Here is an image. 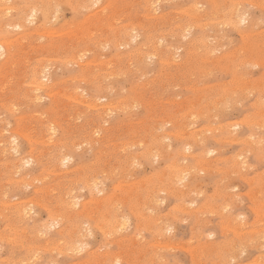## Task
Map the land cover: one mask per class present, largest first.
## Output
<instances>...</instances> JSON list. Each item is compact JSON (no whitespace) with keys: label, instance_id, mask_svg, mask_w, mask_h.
<instances>
[{"label":"rangeland","instance_id":"1","mask_svg":"<svg viewBox=\"0 0 264 264\" xmlns=\"http://www.w3.org/2000/svg\"><path fill=\"white\" fill-rule=\"evenodd\" d=\"M27 1L0 0V264H264V0Z\"/></svg>","mask_w":264,"mask_h":264},{"label":"bare ground","instance_id":"2","mask_svg":"<svg viewBox=\"0 0 264 264\" xmlns=\"http://www.w3.org/2000/svg\"><path fill=\"white\" fill-rule=\"evenodd\" d=\"M1 1H4V0H1ZM26 1H27V0H26ZM29 1H31V0H29ZM33 1L35 2V0H33ZM38 1H39V0H38ZM38 1H37L36 4H35V3H32V4H31V5H32V6H31V7H32V10H31V12L29 11L28 13L31 14V15H36V14H37L36 11L39 9L38 7H40V9H43V10H44L45 15H46V14L48 15V13H49L50 10H51V9H50V8H51V5H50L49 3H42L41 5H39V4H40V3H39L40 1H39V2H38ZM41 1H43V0H41ZM46 1H47V0H46ZM46 1H45V2H46ZM48 1H49V0H48ZM52 1H53V0H51V2H52ZM5 2H6V0H5ZM8 2H9V1H8ZM11 2H13V1H11ZM15 2H17V1H15ZM15 2H14V3H15ZM20 2H21V1H20ZM51 2H50V3H51ZM93 2H94V1H93ZM2 3H3V2H2ZM22 3H23V2H22ZM29 3H30V2H29ZM38 3H39V4H38ZM94 3H95V2H94ZM151 3H152V1H151ZM151 3H150V4H151ZM196 3H197V2H196ZM0 4H1V3H0ZM5 4H6V3H5ZM16 4H17V3H16ZM18 4H21V3L18 2ZM26 4H28V1H27ZM48 4H49V5H48ZM153 4H154V3H153ZM2 5H4V3H3ZM9 5H10V2H9ZM21 5H22V4H21ZM21 5H20V7H21ZM151 5H152V4H151ZM151 5H150V7H151ZM195 5H197V4H195ZM7 6H8V5H7ZM7 6H6V7H7ZM15 6H19V5H15ZM15 6H14V7H15ZM23 6H24V5H23ZM23 6H22V7H23ZM27 6H28V5H27ZM52 6H53V3H52ZM58 6H59V5H58ZM234 6H235V5H234ZM236 6H237V5H236ZM3 7H4V6H3ZM3 7H2V8H3ZM6 7H5V8H6ZM29 7H30V6H28V8H29ZM85 7H86V6H85ZM0 8H1V6H0ZM5 8H3V9L6 10ZM8 8H9V6H8ZM16 8H17V7H16ZM26 8H27V7H26ZM26 8H24V9H26ZM234 8H235V7H234ZM14 9H15V8H14ZM152 9H153V8H152ZM154 9H155V8H154ZM4 10H3V11H4ZM11 10H12V9H11ZM26 10H27V9H26ZM26 10H24V11H26ZM28 10H30V9H28ZM8 11H9V10H8ZM38 11H39V10H38ZM40 11H41V10H40ZM234 11H235V10H234ZM237 11H238V10H237ZM243 11H244V9H243ZM117 12H118V11H117ZM241 12H242V11H241ZM244 12H245V11H244ZM244 12H243V13H244ZM0 13H1V11H0ZM4 13H5V12H4ZM4 13H2V15H3ZM21 13H22V12H21ZM25 13H27V11H26ZM25 13H22L21 15H23V14H25ZM7 14H8V13H7ZM7 14H5V17H6ZM29 14H28V15H29ZM236 14H237V13H236ZM8 15H9V14H8ZM26 16H27V15H26ZM29 16H30V15H29ZM89 16H91V15H89ZM230 16H231V15H230ZM234 16H235V15H234ZM245 16H246V15H245ZM0 17H2V16H0ZM19 17H20V15H19ZM22 17H23L24 19H22V20L20 19V20H19L20 22L23 21V20L25 21V18H26L25 15L22 16ZM239 17H240V16H239ZM243 17H244V16H243ZM3 18H4V16H3L1 19L3 20ZM30 18H31V17H30ZM34 18H35V17L33 16V19H34ZM14 19H15V18H14ZM26 19H27V18H26ZM12 20H13V18H12ZM12 20H10V21H12ZM205 20H206V19H205ZM205 20H204V21H205ZM13 21H14V23H12V24H14V28H15V26H16L17 28H18V27H21L20 22L15 23L16 21H15V20H13ZM17 21H18V20H17ZM4 22H5V21H4ZM7 22L9 23V18H8V21H7ZM245 22H246V20H245ZM8 23H7V24H8ZM22 23H25V22H22ZM235 23H236V22H235ZM1 24H3V23L0 22V25H1ZM12 24L9 23L8 25L10 26V25H12ZM238 24H239V23H238ZM238 24H237V25H238ZM8 25H7V26H8ZM2 26H4V25H1V27H2ZM5 26H6V25H5ZM5 26H4L3 28H7V27H5ZM9 26H8V27H9ZM177 26H178V25H177ZM185 26H186V25H185ZM210 26H211V25H210ZM11 27H13V25H12ZM181 27H183V26H181ZM21 28H22V27H21ZM18 29H19V28H18ZM38 29H39V28H38ZM91 29H92V28H91ZM135 30H136V29H135ZM135 30H134V31H135ZM187 30H188V29H187ZM2 31L7 32V31H8V28H7V31H6V29H5V30H2ZM36 31H37V30H36ZM131 31H132V30H131ZM188 31H189V30H188ZM218 31H219V30H218ZM128 32L131 33L130 31H128ZM132 32H133V31H132ZM137 32H138V31H137ZM137 32H136V34H137ZM129 33H128V34H129ZM186 33H187V32H186ZM189 33H190V32H189ZM52 34H53V33H52ZM125 34H126V32H125ZM132 34H133V33H132ZM134 34H135V32H134ZM187 34H188V33H187ZM117 35H118V34H117ZM117 35H116V36H117ZM126 35H127V34H126ZM185 35H186V34L184 33L183 36H185ZM25 36L27 37V34H26ZM41 36H42V35H41ZM130 36L132 37V36H134V35H131V34H130ZM188 36H189V34H188ZM8 37H9V36H8ZM134 37L137 38V37H138V34H137V36L135 35ZM11 38H12V37H11ZM19 38H20V37H19ZM118 38H120V37H118ZM129 38H130V37H129ZM129 38H128V39H129ZM191 38H192V37H191ZM3 39H4V38H3ZM20 39H21V38H20ZM24 39H25V38H24ZM125 39H127V38H125ZM130 39H132V38H130ZM133 39H134V38H133ZM192 39H193V38H192ZM6 40H7V39L3 40L4 42H2V40H0V41H1V42H0V53H1L2 55H3L4 53H6L7 50L11 47V45H10V47H9V44L12 43V40L10 39L11 42L8 41L9 43L5 42ZM8 40H9V38H8ZM121 40H123V39H121ZM135 40H136V39H135ZM196 40H197V39H196ZM130 41H131V40H130ZM130 41H129V42H130ZM133 41H134V40H133ZM192 41H193V40H192ZM194 41H195V40H194ZM194 41H193V43H194ZM117 42H118V41H117ZM117 42H116V43H117ZM126 42H127V44H128V41L125 40V44H126ZM191 43H192V42H191ZM193 43H192V44H193ZM13 44H14V43H13ZM122 44H123V42H122ZM125 44H124V45H125ZM146 44H147V43H145V45H146ZM194 44H195V43H194ZM194 44H193V45H194ZM251 44H252V43H251ZM117 45L120 46L121 44H120V43H119V44L117 43ZM195 45H196V44H195ZM143 46H144V45H143ZM207 46H208V45H207ZM247 46H248V45H247ZM252 46H253V45H252ZM120 47H121V46H120ZM190 47H191V46H190ZM209 47H210V46H209ZM12 48L14 49V47H12ZM142 48H143V47H142ZM191 48H192V47H191ZM196 48H197V47H196ZM214 48H215V47H214ZM13 49H10V50H13ZM139 49H140V48H139ZM212 49H213V48H212ZM194 50H195V46H194ZM194 50H193V51H194ZM204 50H205V49H204ZM140 51H141V50H140ZM143 51H144V50H143ZM146 51H147V50H146ZM189 51H190V50H189ZM205 51H206V50H205ZM205 51H204V52H205ZM8 52H9V50H8ZM131 52H132V51H131ZM150 52H151V51H150ZM153 52H154V51H153ZM174 52H175V51H174ZM176 52H177V51H176ZM178 52H179V51H178ZM196 52H197V51H196ZM214 52H215V51H214ZM141 53H142V52H141ZM154 53H155V52H154ZM172 53H173V52H172ZM188 53H189V52H188ZM208 53H209V52H208ZM150 54H151V53H150ZM173 54H174V53H173ZM191 54L193 55L192 52H191ZM191 54H190V55H191ZM197 54H198V53H197ZM206 54H207V52H206ZM84 55H85V54H84ZM84 55H83V56H84ZM117 55H118V54H117ZM140 55H141V54H140ZM140 55H139V56H140ZM146 55H149V54H145V56H146ZM153 55H155V54H153ZM211 55H212V54H211ZM251 55H252V54H251ZM9 56H10V55H9ZM139 56H138V57H139ZM145 56H144V52H143V56H141V57L144 58ZM170 56H171V55H170ZM178 56H179V55H178ZM141 57H140V59H142ZM147 57H148V56H147ZM249 57H250V55H249ZM249 57H248V58H249ZM80 58H81V57H80ZM94 58H95V57H94ZM131 58H133V57H131ZM135 58H136V57H135ZM175 58H176V57H175ZM177 58H178V57H177ZM208 58H209V57H208ZM78 60H79V59H78ZM142 60H143V59H142ZM162 60H163V59H162ZM243 61H244V60H243ZM255 61H256V59H255ZM140 62H142V61H140ZM178 62H180V61H177V63H178ZM211 62H212V61H211ZM171 63H172V62H171ZM81 64H82V63H81ZM173 64H175V63H173ZM244 64H245V63H244ZM244 64H243V65H244ZM248 64H249V63H248ZM254 64H255V63H254ZM256 64H257V63H256ZM259 64H260V63H259ZM180 65H181V64H180ZM245 65H246V64H245ZM245 65H244V67H245ZM252 65H253V64H252ZM86 66H87V65H86ZM89 66H90V65H89ZM178 66H179V65H178ZM255 66H256V65H255ZM42 67H43V66H42ZM84 67H85V66H84ZM94 67H95V66H94ZM38 69H39V68H38ZM45 69H46V68H45ZM87 69H88V67H87ZM85 70H86V69H85ZM47 71H49V70H47ZM36 72H37V71H36ZM40 73H41V72H40ZM42 74H43V72H42ZM42 74H41L40 79H41V80H44V79L47 80L48 77H49V76L47 75V73L44 72V74H43V75H42ZM33 75H34V73H33ZM207 76H208V75H207ZM37 80H39V79L37 78ZM50 81H51V80H50ZM257 82H258V81H257ZM33 83H34V82H33ZM35 83H36V82H35ZM35 83H34V84H35ZM37 83H38V81H37ZM30 84H32V83H30ZM39 84H42L41 81H40ZM39 84H37L38 87H39ZM257 84H258V83H257ZM35 85H36V84H35ZM37 85H36V86H37ZM48 85H49V84H48ZM109 85H110V84H109ZM36 86H35V87H36ZM40 87H41V89H42V86H41V85H40ZM40 87H39L38 89H40ZM46 87H47V86H46ZM77 88H78V87H77ZM33 89H34V87H33ZM74 90H75V89H74ZM78 90H79V88H78ZM84 92H85V91H83V93H84ZM69 93H70V92H69ZM83 93H82V94H83ZM70 94H71V93H70ZM35 95H36V94H35ZM202 95H203V94H202ZM234 95H235V94H234ZM37 96H38V95H37ZM236 96H237V95H236ZM236 96H235V97H236ZM243 96H244V95H243ZM97 97H98V96H97ZM233 97H234V96H233ZM248 97H249V96H248ZM105 98H106V97H105ZM249 98H250V97H249ZM71 99L73 100V98H71ZM93 99H94V98H93ZM235 99H236V98H235ZM32 100H33V99H32ZM98 100H99V99H98ZM34 101H35V100H34ZM76 101H77V100H76ZM88 101H89V100H88ZM240 101H241V100H240ZM242 101H243V100H242ZM77 102H78V101H77ZM110 103H111V102H110ZM39 104H40V103H39ZM82 104H85V103H82ZM106 104H107V103H106ZM76 105H77V104H76ZM86 105H87V104H86ZM87 106H89V105H87ZM91 106H94V105H91ZM91 106H90V107H91ZM99 106H100V105H99ZM110 106H111V105H110ZM228 107H229V106H228ZM108 108H109V107H108ZM91 109H92V108H91ZM222 109H223V108H222ZM91 111H92V110H91ZM104 111H105V110H104ZM109 111H110V110H109ZM112 112H113V111H112ZM261 112H263V111H261ZM39 113H40V112H39ZM105 113H106V112H105ZM107 113H108V112H107ZM207 115H208V114H207ZM217 115H218V114H217ZM36 116H37V115H36ZM191 117H192V116H191ZM104 118H105V117H104ZM210 121H211V120H210ZM105 123H106V122H105ZM49 124H51V123H49ZM241 124H242V123H240V125H241ZM191 125H192V124H191ZM229 125H230V124H229ZM175 126H176V125H175ZM235 126H236V125H235ZM235 126H234V127H235ZM237 126H238V125H237ZM237 126H236V127H237ZM99 127H100V126H99ZM216 129H217V128H216ZM225 129H226V128H225ZM100 130H101V129H100ZM199 130H200V129H199ZM195 131H196V130H195ZM202 131H203V130H202ZM231 131H232V130H231ZM233 132H234V131H233ZM45 133H46V132H45ZM201 133H202V132H201ZM167 134H169V133L167 132ZM194 134H195V133H194ZM231 134H232V133H231ZM233 134H234V133H233ZM10 135H11V134H10ZM15 135H17V134H15ZM162 135H163V134H162ZM165 135H166V134H165ZM169 135H170V134H169ZM200 136H201V135H200ZM162 137H163V136H162ZM192 137H193V136H192ZM196 137H197V136H196ZM196 137L194 136V140H195ZM203 137H204V136H203ZM225 137H226V136H225ZM198 138H199V137H198ZM217 138H218V137H217ZM234 138H236V137L234 136ZM163 139H164V138H163ZM165 139H166V138H165ZM196 139H197V138H196ZM243 139H244V138H243ZM49 140H50V139H49ZM221 140H222V139H221ZM223 140H224V139H223ZM230 140H231V139H230ZM236 140H237V139H236ZM12 141H13V140H12ZM15 141H16V140H15ZM97 141H98V140H97ZM97 141H96V142H97ZM186 141H187V140H186ZM199 141H200V140H199ZM199 141H198V142H199ZM232 141H233V140H232ZM99 142H100V141H99ZM234 142H235V141H234ZM253 142H254V141H253ZM13 143H15V142H13ZM49 143H50V142H49ZM196 143H197V142H196ZM0 144H1V142H0ZM11 144H12V143H11ZM187 144H188V143H187ZM56 145H57V144H56ZM60 146H61V145H60ZM1 147H2V146H1ZM15 147H16V146H15ZM56 147H57V146H56ZM56 147H54V148H56ZM170 147H171V146H170ZM188 147H189V146H188ZM190 147H191V146H190ZM30 148H31V147H30ZM58 148H59V145H58ZM183 148H184V147H183ZM210 148H211V147H210ZM8 149H9V148H8ZM15 149H16V148H15ZM59 149H60V148H59ZM169 149H170V148H169ZM10 150H11V149H10ZM164 150H165V149H164ZM13 151H14V150H13ZM66 151H67V150H66ZM7 152H8V151H7ZM17 152H18V151H17ZM166 152H167V151H166ZM39 153H41V152H39ZM58 153L60 154V152H57L56 154H58ZM67 153H68V152H67ZM239 153H240V152H239ZM61 154L64 155V157H61L63 161H65L66 159H68V157H66V156H68V155L65 156V152L63 153V151H62ZM61 154H60V155H61ZM208 154H209V153H208ZM242 154H243V153H242ZM163 155H164V154H163ZM243 155H244V154H243ZM245 155H246V154H245ZM47 156H48V155H47ZM50 156H51V155H50ZM239 156H240V155H239ZM48 157H49V156H48ZM69 157H70V156H69ZM247 157H248V156H247ZM247 157H246V158H247ZM22 158H23V157H22ZM240 158H241V157H240ZM240 158H239V159H240ZM29 159H31V158H29ZM71 159H72V158H71ZM60 160H61V159H60ZM236 160H237V159H236ZM243 160H244V159H243ZM23 161H24V160H23ZM48 161H49V160H48ZM53 161H54V160H53ZM53 161H52V162H53ZM68 161H69V159H68ZM25 162H26V161H25ZM27 162H28V160H27ZM45 162H46V160H45ZM246 162H247V161H246ZM28 163H29V162H28ZM14 164H15V163H14ZM22 164H23V163H22ZM24 164H25V163H24ZM61 164H63V162H62ZM64 164H65V163H64ZM64 164H63V165H64ZM66 164H67V163H66ZM132 164H133V162H132ZM139 164H141V163H139ZM185 164H186V163H185ZM48 165H49V164H48ZM56 165H57V164H56ZM59 165H60V164H59ZM63 165H62V166H63ZM188 165H189V164H188ZM240 165H241V164H240ZM246 165H247V164H246ZM8 166H9V165H8ZM18 166H19V165H18ZM65 166H67V165H65ZM27 167H28V166H27ZM130 167H131V166H130ZM187 167H188V166H187ZM189 167H190V166H189ZM243 167H244V166H243ZM18 168H19V167H18ZM64 168H65V167H64ZM134 168H136V167H134ZM176 168H177V167H176ZM184 168H185V166L183 167V169H184ZM241 168H242V167H241ZM21 169H22V168H21ZM129 169H130V168H129ZM181 169H182V168H181ZM181 169H180V170H181ZM62 170H63V169H62ZM188 170H189V168H188ZM236 170H237V169H236ZM244 170H245V169H244ZM15 171H16V170H15ZM22 171H24V170H22ZM115 171H116V170H115ZM174 171H175V170H174ZM178 171H179V170H178ZM183 171H184V170H183ZM208 171H209V170H208ZM247 171H248V170H247ZM188 172H189V171H188ZM188 172H187V173H188ZM166 173H167V172H166ZM166 173H165V174H166ZM172 173H173V172H172ZM187 173H186V174H187ZM118 174H119V173H118ZM186 174H185V175H186ZM174 175H175V174H174ZM176 176H177V175H176ZM181 176H183V175H181ZM24 177H25V176H24ZM228 177H229V176H228ZM20 178H21V177H20ZM165 178H166V177H165ZM176 178H177V177H176ZM179 178H180V177H179ZM230 178H231V177H230ZM169 179H170V178H169ZM16 180H17V179H16ZM19 181H20V180H19ZM172 181H173V180H172ZM179 181H180V180H179ZM230 181H231V179H230ZM22 182H23V181H22ZM139 182H140V181H139ZM177 183H178V182H177ZM22 185H23V184H22ZM24 185H25V184H24ZM231 185H232V184H231ZM231 185H230V186H231ZM80 186H81V185H80ZM95 186H96V185H95ZM26 187H28V186H26ZM94 188H95V187H94ZM170 188H171V187H170ZM161 189H162V188H161ZM169 190H170V189H169ZM197 190H198V189H197ZM99 191H100V189H99ZM164 191H165V190H164ZM174 191H175V190H174ZM101 192H102V191H101ZM158 192H159V191H158ZM155 195H156V193H155ZM158 195H160V194L158 193ZM239 195H240V194H239ZM174 196H175V195H174ZM69 198H70V196H69ZM93 198H94V197H93ZM126 198H127V197H126ZM158 199H159V198H158ZM68 200H69V199H68ZM78 200H79V199H78ZM155 200H156V199H155ZM17 201H18V200H17ZM73 201H76V200H73ZM9 202H10V201H9ZM11 202H12V201H11ZM154 202H155V201H154ZM156 202H157V201H156ZM71 203H72V202H71ZM68 204H69V203H68ZM240 204H241V203H240ZM114 205H115V204H114ZM20 207H21V206H20ZM23 207H24V206H22V208H23ZM28 207H29V206H28ZM68 207H69V206H68ZM22 208H21V209H22ZM15 209H16V208H15ZM21 209H19V210H21ZM69 209H70V208H69ZM149 209H150V208H149ZM5 210H7V209H5ZM31 210H32V209H31ZM114 210H115V209H114ZM8 211H10V210L8 209ZM11 211H12V210H11ZM26 211H28V210H26V208H25V212H26ZM29 211H30V210H29ZM23 212H24V211H23ZM256 212H257V211H256ZM7 213H8V212H7ZM12 213H13V212H12ZM12 213H11V214H12ZM23 214H24V213H23ZM23 214L21 213V215H23ZM27 214H28V213H27ZM79 214H80V213H79ZM79 214H78V215H79ZM114 214H115V213H114ZM237 214H238V213H237ZM17 215H18V214H17ZM17 215L15 214V216H17ZM19 215H20V214H19ZM8 216H9V215H8ZM23 216H24V215H23ZM58 216H59V215H58ZM119 216H120V215H119ZM127 216H128V215H127ZM175 216H176V215H175ZM244 216H245V215H244ZM244 216H243V217H244ZM21 217H22V216H20V220L23 219V217H22V219H21ZM29 217H30V216H29ZM124 217H125V216H124ZM240 217H241V216H240ZM18 218H19V216H18ZM56 218L58 219L57 216H56ZM117 218H118V217H117ZM238 218H239V217H238ZM16 219H17V218H16ZM16 219H15V220H16ZM26 219H27V218H26ZM30 219H31V218H30ZM127 219H128V218H127ZM162 219H163V218H162ZM235 219H236V218H235ZM242 219H243V218H242ZM24 220H25V219H24ZM157 220H158V219H157ZM51 221H52V219H51ZM60 221H61V220H60ZM62 221H63V220H62ZM78 221H79V220H78ZM118 221H119V220H118ZM125 221H127V220H125ZM238 221H239V220H238ZM121 222H122V221H121ZM123 222H124V221H123ZM156 222H157V221H156ZM258 222H259V221H258ZM18 223H19V222H18ZM21 223H22V222H21ZM21 223H20V224H21ZM128 223H129V222H128ZM199 223H201V222H199ZM230 223H231V222H230ZM230 223H229V224H230ZM245 223H247V222H245ZM57 224H58V223H57ZM57 224H55V225H57ZM113 224H114V223H113ZM205 224H206V223H205ZM25 225H26V224H25ZM41 225H42V224H41ZM47 225H48V224H47ZM129 225H130V224H129ZM242 225H243V224H242ZM37 226H38V225H37ZM51 226H53V225H51ZM117 226H118V225H117ZM121 226H122V225H121ZM121 226H120V227H121ZM136 226H137V225H136ZM196 226H197V225H196ZM199 226H200V225H199ZM42 227H43V226H42ZM118 227H119V226H118ZM118 227H117V228H118ZM120 227H119V228H120ZM124 227H125V226H124ZM124 227H123V228H124ZM244 227H245V226H244ZM112 228H113V227H112ZM115 228H116V227H115ZM125 228H126V227H125ZM105 229H106V228H105ZM127 229H128V228H127ZM61 230H62V229H61ZM83 230H84V229H83ZM102 230H103V229H102ZM121 230H122V229H121ZM140 230H141V229H140ZM140 230H139V231H140ZM24 231H25V230H24ZM37 231H38V230H37ZM39 231H40V230H39ZM90 231H91V230H90ZM103 231H104V230H103ZM139 231H138V232H139ZM255 231H256V230H255ZM43 232H46V231H43ZM62 232H63V231H62ZM124 232H125V229H124ZM136 232H137V231H136ZM80 233H82V232H80ZM111 233H112V231H111ZM66 234H67V233H66ZM87 234H89V233H87ZM118 234H119V233H117V235H118ZM126 234H127V233H126ZM135 234H136V233H135ZM160 234H162V233H160ZM41 235H42V234H41ZM107 235H108V234H107ZM158 235H159V234H158ZM163 235H164V234H163ZM43 236H44V235H43ZM71 236H72V235H71ZM71 236H70V237H71ZM89 236H90V235H89ZM141 236H142V235H141ZM73 237H74V236H73ZM75 237H76V236H75ZM80 237H81V236H80ZM121 237H122V236H121ZM137 237H138V236H137ZM137 237H136V238H137ZM37 238H38V237H37ZM39 238H40V237H39ZM78 238H79V237H78ZM126 238H127V237H126ZM55 240H56V239H55ZM68 240H69V239H68ZM140 240H141V239H140ZM59 241H60V240H59ZM61 241H62V240H61ZM135 241H136V240H135ZM119 242H120V241H119ZM138 242H139V241H138ZM168 242H169V241H168ZM58 243H59V242H58ZM69 243H70V242H69ZM82 243H84V242H82ZM150 243H151V242H150ZM79 244H80V243H79ZM156 244H157V243H156ZM162 244H163V243H162ZM71 245H72V244H71ZM75 245H76V244H75ZM85 245H87V243H86ZM85 245H84V246H85ZM89 245H90V244H89ZM157 245H158V244H157ZM160 245H161V244H160ZM160 245H159V246H160ZM170 246H172V245H170ZM170 246H169V247H170ZM46 247H47V245H46ZM78 247H79V246H78ZM78 247H77V248H78ZM53 248H54V246H53ZM71 248H72V247H71ZM74 248H75V247H74ZM80 248H81V247H80ZM80 248H79V249H80ZM176 248H177V247H176ZM64 249H65V248H64ZM79 249H78V250H79ZM86 249H87V248H86ZM178 249H179V248H178ZM78 250L76 249V251H78ZM61 251H62V250H61ZM71 251H72V250H71ZM71 251H70V252H71ZM79 251H80V250H79ZM160 251H162V250H160ZM55 252H56V251H55ZM65 252H67V251H65ZM73 252H74V251H73ZM60 253H61V252H60ZM157 253H158V252H157ZM57 254H58V253H57ZM77 254H78V253H77ZM109 254H110V253H109ZM113 254H114V253H113ZM117 254H118V253H117ZM59 255H60V254H59ZM69 255H72V254L70 253ZM74 255H75V254H74ZM115 256H116V255H115ZM33 257H34V255H33ZM35 257H36V256H35ZM161 257H162V256H161ZM27 258H28V257H27ZM31 258H32V257H31ZM54 258H55V257H54ZM116 258H117V257H116ZM118 258H119V257H118ZM163 258H164V257H163ZM38 259H39V258H38ZM103 259H105V258H103ZM113 259H114V258H113ZM120 259H121V258H120ZM235 259H237V258H235ZM23 260H24V259H23ZM26 260H27V259H26ZM26 260H25V261H26ZM30 260H31V259H30ZM39 260H40V259H39ZM39 260H38V261H39ZM97 260H99V259H97ZM114 260H115V259H114ZM114 260H113V261H114ZM117 260H118V259H117ZM119 261L121 262V260H118V261H116V263H113V264H118ZM19 262H20V261H19ZM30 262H31V261H30ZM102 262H104V261H102ZM223 262H224V261H223ZM27 263H28V262H27ZM54 263H55V262H54ZM94 263H95V262H94ZM253 263H255V262L253 261ZM257 263H258V262H257ZM25 264H26V263H25ZM30 264H31V263H30ZM49 264H50V263H49ZM55 264H56V263H55ZM103 264H104V263H103Z\"/></svg>","mask_w":264,"mask_h":264},{"label":"snow or ice","instance_id":"3","mask_svg":"<svg viewBox=\"0 0 264 264\" xmlns=\"http://www.w3.org/2000/svg\"><path fill=\"white\" fill-rule=\"evenodd\" d=\"M244 21L243 20H241V23H243Z\"/></svg>","mask_w":264,"mask_h":264}]
</instances>
